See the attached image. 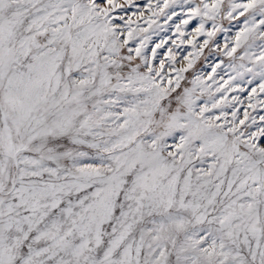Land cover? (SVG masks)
<instances>
[{"label": "snow or ice", "instance_id": "obj_1", "mask_svg": "<svg viewBox=\"0 0 264 264\" xmlns=\"http://www.w3.org/2000/svg\"><path fill=\"white\" fill-rule=\"evenodd\" d=\"M0 264H264V0H0Z\"/></svg>", "mask_w": 264, "mask_h": 264}]
</instances>
